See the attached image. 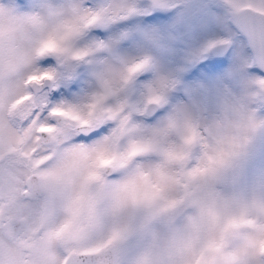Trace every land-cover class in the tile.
<instances>
[{
	"label": "snow or ice",
	"instance_id": "snow-or-ice-1",
	"mask_svg": "<svg viewBox=\"0 0 264 264\" xmlns=\"http://www.w3.org/2000/svg\"><path fill=\"white\" fill-rule=\"evenodd\" d=\"M20 7L28 10L0 4V19L7 12L23 41L0 34V46L9 45L7 73L0 61V264H124L133 226L106 221L98 197L111 199L113 216L152 210L147 229L182 203L166 198L169 166L180 167L187 189L246 165L254 134L264 130V0H203L193 35L207 63L188 76L178 60L160 68L135 35L113 27L166 9L163 0ZM218 19L247 43L234 46ZM195 150L198 163L186 170ZM133 166L123 183L105 178V169ZM221 211L222 224L221 212L210 213L218 236L193 249L188 264H264V223L246 219L264 214V199L241 205L239 215L227 203ZM232 239L239 246L228 250ZM141 264H150L149 254Z\"/></svg>",
	"mask_w": 264,
	"mask_h": 264
},
{
	"label": "clouds",
	"instance_id": "clouds-1",
	"mask_svg": "<svg viewBox=\"0 0 264 264\" xmlns=\"http://www.w3.org/2000/svg\"><path fill=\"white\" fill-rule=\"evenodd\" d=\"M17 28V23L11 20L6 12L3 19H0V34L5 37L10 33L15 35L16 45L19 46L23 44V41ZM8 49L9 45L5 40L0 46V61H2L5 73L8 71ZM176 95H182V93ZM262 131L264 130L255 133L254 139ZM251 145L252 143L248 152H250ZM199 155V150L193 152L192 158L185 165L186 170L197 165ZM158 159L157 157L152 158L153 161H158ZM151 166L146 163L145 169ZM104 171L106 180L114 184L123 183L136 174L135 166L128 169L108 168ZM168 175L172 177V182L167 185L166 198L182 201V203L167 216L152 220L147 229L143 225L149 221L152 210L129 207L113 216L111 199L106 196L98 197V208L105 214L106 221L111 223L116 220L133 226V234L126 246L124 264H141L146 253L150 255V264H188L194 259L193 249L201 248L207 240L218 236V232L212 229L210 216L212 211L221 212L220 222L222 224L225 216L221 207L225 203L231 205L232 213L239 215L241 205L246 203L251 207L253 201L264 199V166H262V171L255 176L249 174L245 165L235 173H228L217 179L197 181L187 189L184 187L186 180L181 175L179 166H169ZM150 179L156 182L157 178L152 175ZM90 191L95 194V186ZM246 219L264 223V214H257L253 211ZM240 231L251 232L252 228L242 225ZM238 246L239 241L232 239L228 250Z\"/></svg>",
	"mask_w": 264,
	"mask_h": 264
},
{
	"label": "rangeland",
	"instance_id": "rangeland-1",
	"mask_svg": "<svg viewBox=\"0 0 264 264\" xmlns=\"http://www.w3.org/2000/svg\"><path fill=\"white\" fill-rule=\"evenodd\" d=\"M133 2L139 3L140 0H133ZM163 2L168 7L160 10L158 14L150 15L158 10L147 9L143 15L121 22L126 24L127 28L120 25L114 27H119L120 32L129 31L135 35L139 41V46L150 50L149 54L157 60L160 68L166 69L178 60V67L187 66V71L183 75L188 76L201 63H207V59H201L196 56L199 45L193 35L201 24L203 0H163ZM0 4L8 5L2 0H0ZM169 7L176 8L170 9ZM17 10L25 11L23 8H18ZM152 17H161L162 19L153 20ZM141 23L142 28L140 27ZM216 23L221 26L225 38L234 39L233 35L236 33L228 21L218 19ZM94 38L97 39L96 37ZM236 40L238 49L242 47L240 41L246 43L240 37H236ZM127 41H123V44ZM262 166H264V131L260 132L252 142L246 162V168L249 174L253 176L262 171Z\"/></svg>",
	"mask_w": 264,
	"mask_h": 264
},
{
	"label": "flooded vegetation",
	"instance_id": "flooded-vegetation-1",
	"mask_svg": "<svg viewBox=\"0 0 264 264\" xmlns=\"http://www.w3.org/2000/svg\"><path fill=\"white\" fill-rule=\"evenodd\" d=\"M2 2H4V3H6V4H9V2H10V0H2ZM34 2V0H25V3H28V4H31V3H33ZM11 3H12V6L13 7H15L16 9H18V8H20L21 9V7H20V0H11ZM170 9H175L176 7H174V8H171V7H169ZM25 11H27L28 9H26V8H23ZM158 12H160V10H158V11H156V12H153V13H151L150 15H156V14H158ZM147 19V18H146ZM144 22V21H143ZM231 26V28L235 31V35H233V37H234V39H230V40H232L233 41V44H234V46H237L236 45V37H240V38H242L246 43H247V41L245 40V38H244V36L242 35V34H239V32L233 27V25H230ZM114 27V26H113ZM140 27L142 28V23L140 24ZM141 28H140V31H141ZM96 31H105V30H101V29H97ZM108 31H110V30H108ZM139 31V32H140ZM108 36L107 35H105V36H98V37H96L97 38V40H106V38H107ZM130 42H129V40L125 43V44H129Z\"/></svg>",
	"mask_w": 264,
	"mask_h": 264
},
{
	"label": "water",
	"instance_id": "water-1",
	"mask_svg": "<svg viewBox=\"0 0 264 264\" xmlns=\"http://www.w3.org/2000/svg\"><path fill=\"white\" fill-rule=\"evenodd\" d=\"M233 27L236 29V26L235 25H233ZM238 32H239V30L238 29H236ZM245 37V39L247 40V38H246V36H244Z\"/></svg>",
	"mask_w": 264,
	"mask_h": 264
}]
</instances>
